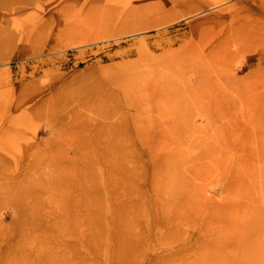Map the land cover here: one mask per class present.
Listing matches in <instances>:
<instances>
[{
  "label": "rangeland",
  "instance_id": "374dc122",
  "mask_svg": "<svg viewBox=\"0 0 264 264\" xmlns=\"http://www.w3.org/2000/svg\"><path fill=\"white\" fill-rule=\"evenodd\" d=\"M263 99L264 0H0V264H264Z\"/></svg>",
  "mask_w": 264,
  "mask_h": 264
},
{
  "label": "bare ground",
  "instance_id": "6f19581e",
  "mask_svg": "<svg viewBox=\"0 0 264 264\" xmlns=\"http://www.w3.org/2000/svg\"><path fill=\"white\" fill-rule=\"evenodd\" d=\"M225 42H226V41H225ZM220 44H221V43H220ZM222 46H223V43H222ZM228 48H229V47H228ZM214 50H215V49H214ZM212 51H213V50H212ZM212 51L210 50V51L207 52V50H206L207 53H204V54H203V55H204L203 59L206 60L205 62H207V64H211L210 62L208 63V61L211 60L210 58L213 59L214 57H212V56L216 54V51H215V52H212ZM217 51H218V50H217ZM212 53H213V54H212ZM211 54H212V55H211ZM220 55H222V54L220 53ZM220 55H219V56H220ZM228 55H230V54L228 53ZM223 56H225V55L223 54ZM223 56H220L219 58H223ZM232 56H233V55H232ZM216 57H217V55H216ZM225 57H226V56H225ZM194 58H195V64H196L197 66L201 65L202 63H204V62L202 61L201 57H199V56H197V55H196V56L194 55ZM194 58H193V59H194ZM190 59H191V58H190ZM215 59H216V58H215ZM215 59H213V60H215ZM185 60H186V59H185ZM207 60H208V61H207ZM220 60H221V59H220ZM222 60H223V59H222ZM222 60H221V63L223 62ZM215 61H217V60H215ZM218 61H219V59H218ZM218 61H217V62H218ZM225 61H226V59H224V62H225ZM190 63H191V62H190ZM200 63H201V64H200ZM212 63L215 64L213 61H212ZM213 64H212V65H213ZM218 64H219V62H218ZM202 65H203V64H202ZM205 65H206V64H205ZM215 65H216V64H215ZM219 65H220V67L222 66L221 64H219ZM208 66H210V65H208ZM223 66H224V65H223ZM211 67H212V66H211ZM211 67H210V68H211ZM216 67H217V65L215 66V69H216ZM201 68H202V67H201ZM210 68H208V69L206 68L207 72L210 71V70H209ZM197 69H198V68H197ZM213 69H214V67H213ZM218 69H219V66H218L217 70H218ZM221 70H222V69H221ZM200 71H202V70H200ZM200 71H199V72H200ZM218 71H219L218 73H220V69H219ZM196 72H197V71H196ZM196 72H195V73H196ZM204 72H205V71H204ZM204 72H203V73H204ZM207 72H205V73H207ZM211 72H212V71H210V72H208V73L211 74ZM199 74H200V73H199ZM199 74H198V76H199ZM201 74H202V73H201ZM220 74H221V73H220ZM195 75H197V74H195ZM214 75H215V74H214ZM216 75H218V74L216 73ZM222 75H223V74L218 75V76H222ZM202 76L205 77L206 75L204 74V75H202ZM202 76H201V78H202ZM208 77H209V75H207L206 78H208ZM215 77H216V76H215ZM216 78H218V77H216ZM220 78L222 79V77H220ZM204 79H205V78H204ZM204 79H203V80H204ZM214 80H215V79H214ZM223 80H224V79H223ZM197 81H198V80H197ZM225 81H226V80H225ZM227 81H228V79H227ZM204 82H205V81H204ZM188 83H189V82H188ZM198 83H199V82H198ZM229 84H230V83H229ZM195 87H196V86H195ZM164 99H165V98H164ZM166 99H167V98H166ZM171 100H172V99H171ZM214 100H215V99H214ZM223 100H224V99H223ZM263 100H264V99H263ZM263 100H262V101H263ZM166 101H167V100H166ZM212 101H213V100H212ZM180 102H181V101H180ZM164 103H165V102H164ZM171 103H172V102H171ZM177 103H178V102H177ZM184 103H185V102H184ZM184 103H182V104H184ZM187 103H188V102H187ZM187 103H186V104H187ZM154 104H155V103H154ZM240 104H241V103H240ZM243 104H244V103H243ZM255 104H257V103L255 102ZM255 104H254V106H255ZM259 104H260V101H259ZM263 104H264V102H263ZM173 105H174V104H173ZM175 105H176V104H175ZM226 105H227V104H226ZM252 105H253V104H252ZM257 105H258V104H257ZM213 106H214V104H213ZM132 107H133V106H132ZM135 107L138 108L139 106H135ZM162 107H163V106H162ZM252 107H253V106H252ZM262 107H264V105H262ZM175 108H176V107H175ZM185 108H186V107H185ZM188 108H189V107H188ZM191 108H192V107H191ZM255 108H256V107H255ZM255 108H254V109H255ZM259 108H260L261 110L264 109V108H261V105H260ZM135 109H136V108H134V110H135ZM139 109H141V108H139ZM139 109H138V110H139ZM227 109H228V108H227ZM240 109H241V108H240ZM252 109H253V108H252ZM256 109H257V108H256ZM256 109H255V111H256ZM250 110H251V108H250ZM164 111H165V110H164ZM173 111H174V110H173ZM180 111H181V110H180ZM217 111H218V110H217ZM243 111H244V110H243ZM243 111H242V112H243ZM211 112H212V111H211ZM232 112H233V110H232ZM252 112H253V111H252ZM256 112H257V111H256ZM256 112H255V113H256ZM135 113H136V112H135ZM228 113H229V112H228ZM245 113H246V112H245ZM257 113H258V112H257ZM257 113H256V114H257ZM263 113H264V112H263ZM163 114H164V113H163ZM180 114H181V113H180ZM183 114H184V113H183ZM230 114H231V113H230ZM243 114H244V113H243ZM258 114H259V113H258ZM185 115H186V114H185ZM143 116H144V115H143ZM193 116H194V115H193ZM218 116H219V115H218ZM263 116H264V115H263ZM145 117H147V116L145 115ZM163 117H164V116H163ZM166 117H167V116H166ZM172 117H173V116H172ZM172 117H171V118H172ZM179 117H180V116H179ZM240 117H241V116H240ZM164 118H165V117H164ZM169 119H170V118H169ZM174 119H175V118H174ZM188 119H189V118H188ZM243 119H244V118H243ZM134 120H135V119H134ZM177 120H178V119H177ZM187 121H188V120H187ZM253 121H254V120H253ZM232 122H233V121H232ZM244 123H245V122H244ZM252 123H253V122H252ZM179 124H180V123H179ZM162 125H163V124H162ZM181 125H182V124H181ZM183 125H184V124H183ZM249 125H250V124H249ZM159 126H160V124H159ZM163 126H164V125H163ZM187 126H189V125H187ZM170 127H171V126H170ZM182 127H183V126H182ZM224 127H225V126H224ZM244 127H245V126H244ZM165 128H166V127H165ZM201 128H202V127H201ZM166 129H167V128H166ZM170 129H171V128H170ZM186 129H187V128H186ZM192 129H193V128H192ZM195 129H196V128H195ZM262 129H263V128H262ZM153 130H154V129H153ZM172 130H173V129H172ZM165 131H166V130H165ZM173 131H174V130H173ZM181 131H182V130H181ZM234 131H235V130H234ZM241 131H242V130H241ZM147 132H148V131H147ZM163 132H164V131H163ZM159 133H160V132H159ZM159 133H158V134H159ZM175 133H176V132H175ZM179 133H180V132H179ZM164 134H165V133H164ZM182 134H183V133H182ZM144 135H145V134H144ZM177 135H178V134H177ZM239 135H240V134H239ZM232 136H233V135H232ZM261 136H263V135H261ZM175 137H176V136H175ZM180 137H181V136H180ZM188 137H189V136H188ZM195 137H196V136H195ZM230 137H231V136H230ZM234 137H235V136H234ZM236 138H237V137H236ZM173 139H174V138H173ZM206 139H207V138H206ZM231 139H232V138H231ZM141 140H142V139H141ZM179 140H180V139H179ZM191 140H192V139H191ZM233 140H234V139H233ZM236 140H237V139H236ZM259 140H260V139H259ZM174 141H175V140H174ZM197 141H198V140H197ZM197 141H196V142H197ZM227 141H228V140H227ZM143 142H144V141H143ZM143 142H142V143H143ZM175 142H176V141H175ZM178 142H182V141H178ZM252 142H253V141H252ZM259 142H260V143H259V144H260L259 146H261V145H262V140H260ZM145 143H146V142H145ZM160 143H161V141H160ZM183 143H184V142H183ZM189 143H190V141H189ZM198 143H199V141H198ZM201 143H202V141H201ZM227 143H228V142H227ZM244 143H245V142H244ZM152 144H153V143H152ZM170 144H171V143H170ZM202 144H203V143H202ZM225 144H226V143H225ZM235 144H236V143H235ZM142 145H143V144H142ZM184 145H185V144H184ZM211 145H213V144L211 143ZM233 145H234V143H233ZM233 145H232V147H233ZM188 146H190V145H188ZM208 146L211 147V146H210V143L208 144ZM162 147H163V146H162ZM175 147H176V146H175ZM181 147H182V146H181ZM197 147H198V146H197ZM248 147H249V146H248ZM261 147L263 148V146H261ZM261 147H260V148H261ZM155 148H156V147H155ZM215 148H216V147H215ZM151 149H153V148H151ZM200 149H202V148H200ZM242 149H243V148H242ZM256 149H257V148H256ZM160 150H161V149H160ZM209 150H210V149H209ZM243 150H244V149H243ZM247 150H248V149H247ZM252 150H253V149H252ZM261 150L263 151V149H260V152H261ZM189 151H190V150H189ZM244 151H245V150H244ZM157 152H158V150H157ZM168 152H171V151H168ZM172 152H173V151H172ZM209 152H210V151H209ZM258 152H259V151H258ZM260 152H259V153H260ZM150 153H151V151H150ZM159 153H160V151H159ZM159 153H157V154H159ZM177 153L179 154V151H178ZM216 153H217V152H216ZM252 153H253V152H252ZM254 153H255V152H254ZM259 153H257L258 156H260ZM263 153H264V151H263ZM151 154H152V153H151ZM168 154L170 155V153H168ZM178 154H177V155H178ZM198 154H199V153H198ZM234 154H235V153H234ZM179 155H180V154H179ZM179 155H178V156H179ZM182 155H185V154H182ZM231 155H232V154H231ZM236 155H237V154H236ZM242 155H243V152H242ZM250 155H251V154H250ZM158 156H159V155H158ZM185 156H186V155H185ZM185 156H183V157H185ZM192 156H194V155H192ZM209 156H210V155H209ZM261 156H263V155L261 154ZM261 156H260V157H261ZM150 157H151V156H150ZM169 157H170V156H168V158H169ZM171 157H172V155H171ZM171 157H170V158H171ZM176 157H177V156H176ZM220 157H221V156H220ZM260 157H259V158H260ZM178 158H179V157H178ZM178 158H175V159H178ZM190 158H191V157H190ZM200 158H201V157H200ZM204 158H205V157H204ZM212 158H213V156H212ZM236 158H237V157H236ZM160 159H162V157H160ZM228 159H229V158H228ZM242 159H243V157H242ZM257 159H258V158H257ZM261 159H262V158H261ZM162 160H163V159H162ZM178 160H179V159H178ZM180 160H182V159H180ZM263 160H264V156H263ZM263 160H262V161H263ZM163 161H164V160H163ZM163 161H162V162H163ZM165 161H166V160H165ZM165 161H164V162H165ZM168 161H169V159H168L166 162H168ZM176 161H177V160H176ZM176 161H175V162H176ZM203 161H204V160H203ZM208 161H209V160H208ZM262 161H261V162H262ZM158 162H160V161H158ZM158 162H157V163H158ZM164 162H163V164H164ZM169 162H171V161H169ZM173 162H174V160H173ZM173 162H171V165H170V163H169V166H173L172 168L175 169V167H174L175 164H174ZM177 162H178V161H177ZM194 162H195V161H194ZM233 162H234V161H233ZM243 162H244V161H243ZM259 162H260V161H259ZM263 162H264V161H263ZM160 163H161V162H160ZM172 163H173L174 165H172ZM178 163H179V162H178ZM182 163H183V162H182ZM206 163H207V162H206ZM210 163H211V162H210ZM213 163H214V162H213ZM224 163H225V162H224ZM228 163H230V162H228ZM244 163H245V162H244ZM158 164H159V163H158ZM163 164H162V165H163ZM185 164H186V163H185ZM221 164H222V163H221ZM239 164H240V163H239ZM179 165H180V164H179ZM190 165H191V164H190ZM201 165H202V164H201ZM206 165H207V164H206ZM210 165H211V164H210ZM240 165H241V164H240ZM160 166H161L160 164L157 165L158 168H160ZM165 166H166L167 168L169 167V166H167V164H166ZM165 166L163 165L161 168H163V167L165 168ZM184 166H185V165H184ZM191 166H194V165H191ZM202 166H203V165H202ZM260 166H261V163H260ZM176 167H177V166H176ZM178 167H179V166H178ZM185 167L187 168V166H185ZM194 167H195V166H194ZM241 167H243V166L241 165ZM241 167H240V168H241ZM263 167H264V166H263ZM170 168H171V167H169L168 171H169V170H173V169H170ZM186 168H185V169H186ZM188 168H189V167H188ZM188 168H187V169H188ZM216 168H217V167H216ZM216 168H215V169H216ZM218 168H219V166H218ZM220 168H221V167H220ZM240 168H239V169H240ZM154 169H155V167H154ZM178 169H180V168H178ZM182 169H183V168H182ZM185 169H184V170H185ZM194 169H195V168H194ZM202 169H203V168H202ZM232 169H233V168H232ZM254 169H255V168H254ZM159 170H160V169H159ZM162 170H163V169H162ZM164 170H166V169H164ZM175 170H176V169H175ZM180 170H181V169H180ZM180 170H178L179 173H180ZM211 170H212V168H211ZM221 170H222V169H221ZM233 170H234V169H233ZM240 170H241V169H240ZM259 170H260V169H259ZM156 171H157V169H156ZM160 171H161V170H160ZM160 171H158L157 174H158ZM178 171H177V172H178ZM185 171H186V170H185ZM185 171H184V172H185ZM212 171H213V170H212ZM217 171H218V170H217ZM238 171H239V170H237L236 172H238ZM260 171H261V170H260ZM172 172H173V171H172ZM175 172H176V171H175ZM210 172H211V171H210ZM240 172H241V171H240ZM261 172L263 173V172H264V169H263V171H261ZM179 173H175V174L178 175ZM218 173H219V172H217V174H218ZM220 173H221V172H220ZM238 173H239V172H238ZM249 173H250V172H249ZM157 174H156V175H157ZM159 174H160V175L157 176V178L163 177V178H161V179H164V180H165V178H166V180H167L166 182H168V179H167V178H169V175H170L169 172H163V173L160 172ZM196 174H200V173H196ZM196 174H195V175H196ZM206 174H207V173H206ZM210 174H211V173H209V175H210ZM193 175H194V174H193ZM200 175H201V174H200ZM207 175H208V174H207ZM238 175H239V174H238ZM261 175H263V177H264V173L261 174ZM166 176H167V177H166ZM171 176H172V174H171ZM180 176H183V175H180ZM198 176H199V175H198ZM214 176H218V175H213V177H214ZM252 176H253V175H252ZM154 177H156V176H154ZM176 177H177V176H176ZM183 177H184V176H183ZM199 177H200V176H199ZM199 177H198V178H199ZM202 177H203V176H202ZM207 177H208V176H207ZM191 178H192V177H191ZM205 178H206V177H205ZM215 178H216V177H215ZM234 178H235V177H234ZM171 179H172V178H171ZM178 179H180V178H178ZM186 179H187V178H186ZM201 179H202V178H201ZM247 179H248V178H247ZM262 179H263V178H262ZM158 180H160V179H158ZM164 180H163V182H165ZM169 180H170V179H169ZM174 180H175V179H174ZM176 180H177V179H176ZM214 180H215V179H214ZM219 180L221 181V179H219ZM156 181H157V180H156ZM183 181H184V179H183ZM159 182H160V181H159ZM163 182H162V180H161V183H162V184H163ZM195 182H196V180H195ZM169 183H170V182H169ZM169 183H168V184H169ZM171 183H173V182H171ZM171 183H170V184H171ZM175 183H176V181H175ZM182 183H183V182H182ZM213 183H214V181H213ZM213 183H211V184H213ZM260 183H261V185H262V187H263L264 185L262 184V181H261ZM159 184H160V183H159ZM188 184H189V183H188ZM190 184H191V183H190ZM230 184H231V183H230ZM237 184H238V181H237ZM155 185H156V184H155ZM160 185H161V184H160ZM172 185H173V184H172ZM172 185H171V187H170V185H169V186L167 185V187H170V188H172V189L175 188V187H172ZM183 185H184V184H183ZM185 185H186V184H185ZM198 185H199V184H198ZM240 185H241V184H240ZM161 186H162V185H161ZM242 186H243V185H242ZM162 187H163V186H162ZM165 187H166V185H165ZM165 187H163V188H165ZM176 187H177V186H176ZM181 187H182V186H181ZM200 187H201V186H200ZM200 187H199V188H200ZM208 187H210V185H208ZM208 187H207V188H208ZM243 187H244V186H243ZM157 188H158V187H157ZM157 188H156V190H158ZM199 188H198V189H199ZM207 188H206V189H207ZM238 188H240V187L238 186ZM238 188H236V191L238 190ZM253 188H254V187H253ZM154 189H155V188H153V190H154ZM168 189H169V188H168ZM175 189H176V188H175ZM212 189H213V188H212ZM215 189H216V188H215ZM222 189H223V188H222ZM250 189H251V188H250ZM159 190H160V189H159ZM159 190L156 191V192L159 193V192H160ZM176 190H177V189H176ZM176 190H175V193H177ZM216 190H217V189H216ZM233 190H234V189H233ZM242 190L245 191L244 188H243ZM254 190H255V189H254ZM261 190H262V189H261ZM263 190H264V189H263ZM162 191H163V190H162ZM171 191H172V190H171ZM177 191H179V190H177ZM180 191H181V190H180ZM184 191H185V190H184ZM186 191H187V190H186ZM194 191H195V189H194ZM224 191H225V189H224ZM258 191H259V190H258ZM154 192H155V191H154ZM169 192H170V189H169ZM169 192H168V194H169ZM199 192H200V191H199ZM209 192H210V190H209ZM221 192H222V191H221ZM227 192H228V191H227ZM237 192H238V191H237ZM241 192H242V191H241ZM241 192H240V193H241ZM245 192H246V191H245ZM254 192H255V191H254ZM179 193H180V192H179ZM197 193H198V192H197ZM201 193H202V192H201ZM225 193H226V192H225ZM229 193H230V192H229ZM259 193H260V192H259ZM168 194H167V195H168ZM173 194H174V193H173ZM209 194H210V193H209ZM222 194H223V193H222ZM226 194H227V193H226ZM226 194H225V195H226ZM156 195H157V194H156ZM167 195H166V196H167ZM169 195H170V194H169ZM184 195H185V193H184ZM201 195H202V194H201ZM225 195H224V196H225ZM232 195H233V194H232ZM190 196H191V195H190ZM190 196H189V197H190ZM233 196H234V195H233ZM250 196H253V195H250ZM250 196H247V197H250ZM161 197H162V196H161ZM202 197H203V196H202ZM210 197H211V195H210ZM236 197H237V195H236ZM158 198H160V195H159V197H157V199H158ZM173 198H174V197H173ZM173 198H172V200H174ZM221 198H223V197H221ZM228 198H230V196H229ZM241 198H242V197H241ZM251 198H252V197H251ZM259 198H260V197H259ZM175 199H177V198H175ZM224 199L227 200V198H224ZM224 199H223V200H224ZM230 199H231V198H230ZM247 199H248V198H247ZM260 199H261V201H263L262 198H260ZM172 200H171V201H172ZM241 200H242V199H241ZM254 200H255V198L252 199V201L254 202L253 204H255V201H254ZM180 201H181V200H180ZM199 201H200V200H199ZM261 201H260V202H261ZM156 202H157V201H156ZM159 202H160V201H159ZM164 202H165V201H164ZM202 202H204V200H202ZM260 202H259V207H260ZM178 203H179V202H178ZM193 203H194V202H193ZM213 203H214V202H213ZM224 203H225V202H224ZM224 203H223V204H224ZM228 203H229V202H228ZM241 203H242V202H241ZM241 203H240L239 205H241ZM248 203H249V202H248ZM160 204H161V203H160ZM166 204H167V203H166ZM179 204H180V203H179ZM190 204H191V203H190ZM205 204H206V203H205ZM232 204H233V203H232ZM250 204H251V203H250ZM253 204H252V207H254ZM261 204H262V202H261ZM157 205H158V204H157ZM162 205H163V204H162ZM162 205H160V206L162 207ZM167 205H168V204H167ZM242 205H243V204H242ZM242 205H241V206H242ZM263 205H264V204H263ZM155 206H156V205H155ZM194 206H195V205H194ZM211 206H212V205H211ZM215 206H217V205H215ZM225 206H226V205H225ZM227 206H228V205H227ZM237 206H238V204H237ZM245 206H246V204H245ZM245 206L243 205V208H241V207L239 206L238 209H236V207H235V211H238V210H240V209L244 210V207H245ZM156 207H157V206H156ZM161 207L158 206V208H161ZM191 207H192V206H191ZM208 207H209V206H208ZM219 207H220V206H219ZM221 207H222V206H221ZM223 207H224V206H223ZM256 207H257V206H255V208H256ZM263 207H264V206H263ZM263 207H262V208H263ZM175 208H177V207H175ZM211 208H212V207H211ZM215 208H216V207H215ZM230 208H231V207H230ZM246 208H247V207H246ZM262 208H261V209H262ZM156 209H157V208H156ZM168 209H169V208H168ZM178 209L180 210V207H179ZM183 209H184V208H183ZM256 209H257V208H256ZM158 210H159L160 212L163 211V210H160V209H158ZM202 210H204V209H202ZM229 210H230V209H229ZM242 210H241V211H242ZM245 210H246V209H245ZM263 210H264V208H263ZM181 211H182V210H180L179 212H181ZM222 211H223V209H222ZM225 211H226V210H225ZM235 211L233 210V212H235ZM246 211H247V210H246ZM160 212H159V217H160L161 220H160L159 223L163 224V223H164V222H163L164 220H165V222H166V215H167V213H164V212H163L165 215H162L163 213L161 212L162 214H160ZM176 212H178V211H175V213H176ZM179 212H178V213H179ZM187 212H188V211H187ZM193 212H194V211H193ZM198 212H199V211H198ZM211 212H212V211H211ZM216 212H217V211H216ZM243 212H244V211H243ZM256 212H257V211H256ZM209 213H210V212H209ZM238 213L240 214L241 212L239 211ZM219 214H220V212H219ZM236 214H237V213H236ZM243 214H246V212H244ZM252 214H254V213H252ZM262 214H263V213H262ZM178 215H180V214H177V213L175 214L176 217H177ZM181 215H182V214H181ZM185 215H186V214H185ZM216 215H217V214H216ZM234 215H235V214H234ZM240 215L242 216V213H241ZM259 215H260V214H259ZM217 216H218V215H217ZM224 216H225V213H224ZM243 216H244V215H243ZM253 216H255V215H253ZM179 217H180V216H179ZM204 217H206V216L204 215ZM218 217H219V216H218ZM235 217H236V215H235ZM260 217H261V216H260ZM220 218H222V216H220ZM233 218H234V217H233ZM239 218H240V217H239ZM239 218H234V219H239ZM245 218H246V217H245ZM245 218H244V219H245ZM261 218H264V215H263V217H261ZM187 219H188V218H187ZM175 220H178V217H177V219H175ZM188 220H189V219H188ZM215 220H216V219H215ZM219 220H220V219H219ZM222 220H223V219H222ZM227 220H228V219H227ZM242 220H243V219H242ZM262 220H263V219H262ZM191 221H192V220H191ZM233 221H234V220H233ZM186 222H187V221H186ZM209 222H212V221H209ZM227 222H228V221H227ZM230 222H231V220H230ZM236 222H237V221H236ZM257 222H258V221H257ZM191 223H192V222H191ZM234 223H235V222H234ZM238 223H239V221H238ZM262 223H263V222H262ZM200 224H201V223H200ZM209 224H210V223H209ZM212 224H213V223H212ZM224 224H226V222H224ZM228 224H229V223H228ZM231 224H232V223H231ZM236 224H237V223H236ZM164 225H165V223H164L162 226H164ZM215 225H216V223H215ZM220 225H222V224L220 223ZM229 226H230V225H229ZM235 226H236V225H235ZM235 226H234V227H235ZM238 226H239V225H238ZM164 227H165V226H164ZM242 227H243V226H242ZM252 227H254V226H252ZM159 228H160V227H159ZM208 228H209V225L207 226V229H208ZM214 228H215V227H214ZM229 228H230V227H229ZM232 228H233V227H232ZM240 228H241V227H240ZM209 229H210V228H209ZM209 229H208V230H209ZM211 229H212V227H211ZM241 229H242V228H241ZM252 229H253V228H252ZM252 229H251V230H252ZM203 230H204V228H203ZM205 230H206V229H205ZM255 230H256V229H255ZM255 230L253 229L252 231H255ZM216 231H217V230H216ZM223 231H224V229H223ZM233 231H235V230H233ZM240 231H241V230H240ZM245 231H246V230H245ZM252 231H251V232H252ZM196 232H197V231H196ZM205 232H206V231H205ZM218 232H219V230H218ZM258 232H259V231H258ZM211 233H213V232H211ZM253 233H254V232H253ZM213 234H215V233H213ZM221 234H223V233H221ZM221 234H220V235H221ZM231 234H232V233H231ZM231 234H230V235H231ZM226 235H227V234H226ZM204 236H205V235H204ZM208 236H209V235H208ZM223 236H224V235H223ZM252 236H253V235H252ZM220 237H221V236H220ZM229 238H230V237H229ZM255 238H256V237H255ZM217 239H218V238H217ZM230 239H231V238H230ZM210 240H211V239H210ZM221 240H222V238H221ZM254 241H255V240H254ZM263 241H264V240H263ZM211 242H212V241H211ZM216 242H217V241H216ZM226 242H227V241H226ZM237 242H238V241H237ZM229 243H231V242H229ZM242 243H243V242H242ZM247 243H248V241H247ZM247 243H246V244H247ZM220 244H221V243H220ZM232 245H233V244H232ZM232 245H231V246H232ZM239 245H240V244H239ZM257 245H258V243H257ZM259 245H260V244H259ZM218 246H220V245H218ZM231 246H230V247H231ZM243 246H244V245H243ZM246 246H249V245H246ZM226 247H227V246H226ZM244 247H245V246H244ZM220 248H221V247H220ZM228 248H229V247H227V249H228ZM235 248H236V247H235ZM242 248H243V247H242ZM203 249H204V248H203ZM210 249H211V248H210ZM257 249H258V251H259V248H257ZM221 250H222V249H221ZM230 250H231V249H230ZM235 250H236V249H235ZM253 250H254V249H253ZM263 250H264V249H263ZM224 251H225V249H224ZM258 251H257V252H258ZM212 252H213V251H212ZM235 252H236V251H235ZM242 252H244V251H242ZM214 253H215V252H214ZM217 253H219V252H217ZM225 253H226V251H225ZM228 253H229V251H228ZM231 253H232V252H231ZM239 253H240V250H238V254H239ZM220 254H221V253H220ZM226 254H227V253H226ZM233 254H234V253H233ZM243 254H244V253H243ZM243 254H242V255H243ZM234 255L236 256L237 254H234ZM242 255H238V256L240 257V256H242ZM216 256H218V255H216ZM223 256H224V255H223ZM250 256H251V255H250ZM224 257H225V256H224ZM243 257H244V256H243ZM221 258H222V257H220V259H221ZM226 258H227V256H226ZM240 258H241V257H240ZM227 259H228V258H227ZM237 260H238V259H237ZM237 260H236V261H237ZM243 260H246V259L243 258ZM238 261H239V260H238ZM238 261H237V262H238ZM246 261H247V260H246ZM248 261H249V260H248ZM244 262H245V261H244ZM234 263H235V262H234ZM238 263H239V262H238Z\"/></svg>",
  "mask_w": 264,
  "mask_h": 264
}]
</instances>
